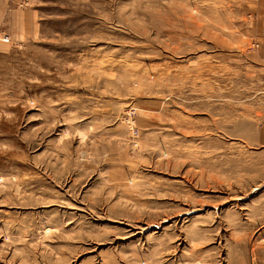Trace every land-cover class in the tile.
I'll return each instance as SVG.
<instances>
[{"label":"rangeland","instance_id":"1","mask_svg":"<svg viewBox=\"0 0 264 264\" xmlns=\"http://www.w3.org/2000/svg\"><path fill=\"white\" fill-rule=\"evenodd\" d=\"M262 1L0 0V264H264Z\"/></svg>","mask_w":264,"mask_h":264},{"label":"crops","instance_id":"2","mask_svg":"<svg viewBox=\"0 0 264 264\" xmlns=\"http://www.w3.org/2000/svg\"><path fill=\"white\" fill-rule=\"evenodd\" d=\"M258 14L261 15V18H264V0L262 2H259L258 5L255 7ZM259 16V24L258 28L256 29V35L258 38H260V53L262 57L264 58V23L262 22V19Z\"/></svg>","mask_w":264,"mask_h":264},{"label":"built area","instance_id":"3","mask_svg":"<svg viewBox=\"0 0 264 264\" xmlns=\"http://www.w3.org/2000/svg\"><path fill=\"white\" fill-rule=\"evenodd\" d=\"M3 41H8V37H4ZM252 47H258V43H252Z\"/></svg>","mask_w":264,"mask_h":264}]
</instances>
